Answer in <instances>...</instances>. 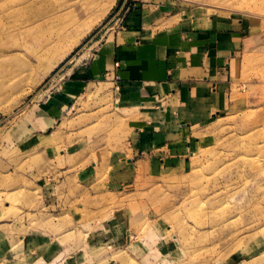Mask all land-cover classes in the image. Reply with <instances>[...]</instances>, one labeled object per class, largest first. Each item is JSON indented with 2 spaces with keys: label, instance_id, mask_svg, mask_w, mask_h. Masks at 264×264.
<instances>
[{
  "label": "rangeland",
  "instance_id": "1",
  "mask_svg": "<svg viewBox=\"0 0 264 264\" xmlns=\"http://www.w3.org/2000/svg\"><path fill=\"white\" fill-rule=\"evenodd\" d=\"M121 1L0 2V264H264V0H164L244 38L229 109L193 126L183 173L104 187L107 158L121 159L129 136L109 85L59 110L45 138L32 129L36 109L57 97L63 73ZM74 2L78 16H57ZM93 233L121 249H87ZM141 238L148 246L138 252L130 244Z\"/></svg>",
  "mask_w": 264,
  "mask_h": 264
},
{
  "label": "crops",
  "instance_id": "2",
  "mask_svg": "<svg viewBox=\"0 0 264 264\" xmlns=\"http://www.w3.org/2000/svg\"><path fill=\"white\" fill-rule=\"evenodd\" d=\"M118 11L121 20L113 24L110 19L111 26L101 36L97 32L91 46L63 73L57 97L36 109L32 128L44 137L59 110L87 90L99 94L106 91L99 85H109L113 108L129 134L123 144L126 154L106 161L104 187L114 189L191 167L193 157H186L191 148L188 135L193 126L229 109V80L244 47L239 28L202 14L180 13L164 0H122ZM92 167L97 175L99 166ZM106 238L93 233L86 248L121 249L122 242ZM147 240L128 244L137 245L140 252ZM5 243L1 236L0 247ZM44 243L38 238L32 242ZM81 257L83 261L85 254Z\"/></svg>",
  "mask_w": 264,
  "mask_h": 264
},
{
  "label": "bare ground",
  "instance_id": "3",
  "mask_svg": "<svg viewBox=\"0 0 264 264\" xmlns=\"http://www.w3.org/2000/svg\"><path fill=\"white\" fill-rule=\"evenodd\" d=\"M6 2V1H13V0H0V2ZM18 1H21V0H18ZM98 2V1H97ZM7 6V5H6ZM69 10H67V12H61V13H59V15H57L59 18H68V16H69V19L70 20H72V18L74 17H76V16H78V9H79V5H78V3H70L69 4V8H68ZM18 11V10H17ZM16 12V11H15ZM19 13V12H18ZM9 15V14H8ZM92 23V22H91ZM70 25V24H69ZM68 27V25L67 26H65L64 28H62V29H60L59 30V32H61V33H63L65 30H67L66 28ZM57 33V35H55V37L52 39V40H47L46 41V44H44V45H42V44H40V46L39 47H37V48H35V49H33L32 51H30V54H29V59L31 60L32 58H37V57H41L45 52H47V50L48 49H50V44H51V42H54V41H59L60 40V36H62V34L61 33ZM60 34V35H59ZM55 39V40H54ZM45 46H47V48L46 49H44L43 47H45ZM43 48V49H42ZM71 49V48H70ZM65 55V54H64ZM64 55H62L61 57H63ZM59 58L58 59V61L57 62H59L62 58ZM27 61V60H26ZM32 61V60H31ZM28 62V61H27ZM27 62H26V64H27ZM30 64V63H29ZM28 64V65H29Z\"/></svg>",
  "mask_w": 264,
  "mask_h": 264
},
{
  "label": "built area",
  "instance_id": "4",
  "mask_svg": "<svg viewBox=\"0 0 264 264\" xmlns=\"http://www.w3.org/2000/svg\"><path fill=\"white\" fill-rule=\"evenodd\" d=\"M122 11H117L113 17L111 18L113 20V24L119 22L122 18V15H121ZM121 25V24H120ZM121 27V26H120Z\"/></svg>",
  "mask_w": 264,
  "mask_h": 264
}]
</instances>
